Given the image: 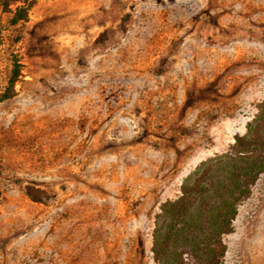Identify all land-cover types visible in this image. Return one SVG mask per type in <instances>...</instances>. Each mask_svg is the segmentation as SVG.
I'll return each instance as SVG.
<instances>
[{
	"label": "rangeland",
	"instance_id": "obj_1",
	"mask_svg": "<svg viewBox=\"0 0 264 264\" xmlns=\"http://www.w3.org/2000/svg\"><path fill=\"white\" fill-rule=\"evenodd\" d=\"M7 21L0 264H154L159 204L264 99V0H34ZM222 240L221 264H264V171Z\"/></svg>",
	"mask_w": 264,
	"mask_h": 264
},
{
	"label": "trees",
	"instance_id": "obj_2",
	"mask_svg": "<svg viewBox=\"0 0 264 264\" xmlns=\"http://www.w3.org/2000/svg\"><path fill=\"white\" fill-rule=\"evenodd\" d=\"M34 0H0L8 25L26 20ZM0 102L15 94L20 63L9 58ZM264 171V99L255 105L241 133L220 153L200 160L182 179L177 196L165 199L153 216L150 253L154 264H221L222 237L232 231L237 206ZM25 195L40 202L46 191L24 185Z\"/></svg>",
	"mask_w": 264,
	"mask_h": 264
}]
</instances>
